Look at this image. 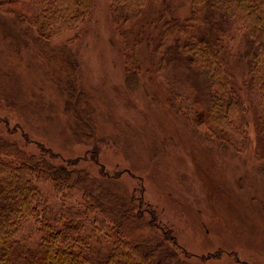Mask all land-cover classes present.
Returning <instances> with one entry per match:
<instances>
[{
  "label": "rangeland",
  "instance_id": "obj_1",
  "mask_svg": "<svg viewBox=\"0 0 264 264\" xmlns=\"http://www.w3.org/2000/svg\"><path fill=\"white\" fill-rule=\"evenodd\" d=\"M174 6L181 16H191L189 1L181 5L174 0ZM156 11L152 2L144 17ZM140 22L132 18L118 27L110 1L93 0L89 20L38 45L28 25L14 26L1 15L0 83L7 96L0 101V131L30 153H39L37 145H43L61 161H78L79 168L107 181V187L119 176L116 188L149 204L181 248L199 259L213 257L191 259L192 264H264V142L258 131L263 114L249 109L242 119L248 133L243 151L207 139L176 99L177 93H192L190 74L175 66L174 58L167 59L166 51H174L166 39L165 49L157 50L162 36L156 25L129 32ZM45 50L61 51V59L79 64L78 86L94 114L96 140L92 131L90 138L85 135L90 143L95 140L92 149L74 136L75 112L66 105L69 85L53 81V58ZM240 69L235 72L241 85L246 68ZM10 129L17 132L10 135ZM37 228L25 224L20 236L25 244L40 236Z\"/></svg>",
  "mask_w": 264,
  "mask_h": 264
},
{
  "label": "trees",
  "instance_id": "obj_2",
  "mask_svg": "<svg viewBox=\"0 0 264 264\" xmlns=\"http://www.w3.org/2000/svg\"><path fill=\"white\" fill-rule=\"evenodd\" d=\"M109 1L118 27L137 18L143 22L129 28L132 35L136 27L156 25L162 36L157 50L165 49L167 40L174 51L165 50L167 59L174 58L172 63L190 74L194 91L187 96L177 93V102L204 128L207 139L243 151L248 137L242 119L249 109H260L258 131L264 142V0H177L181 5L190 2V17L179 14L174 0ZM152 2L158 11L146 19L144 11ZM92 8L93 0H0V16L10 17L14 26L28 25L38 45L85 23ZM60 52L45 50V56L53 58V81L69 85L66 105L76 115L74 136L92 149L94 114L78 86L81 69L70 57L61 59ZM240 65L246 68L241 85L235 72ZM4 95L0 83V101ZM5 127L9 129L7 122ZM91 131L92 143L86 138ZM37 147L39 153H30L0 131V264H192L191 259L213 258L199 259L181 248L149 204L136 195L123 196L116 188L119 176L107 187V181L79 168L78 161H61L50 148ZM29 222L40 231L32 245L20 237Z\"/></svg>",
  "mask_w": 264,
  "mask_h": 264
}]
</instances>
